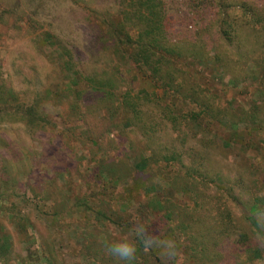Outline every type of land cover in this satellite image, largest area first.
<instances>
[{"label":"rangeland","instance_id":"rangeland-1","mask_svg":"<svg viewBox=\"0 0 264 264\" xmlns=\"http://www.w3.org/2000/svg\"><path fill=\"white\" fill-rule=\"evenodd\" d=\"M162 1L169 14L168 40L182 50L179 63L191 73L185 75L186 81L191 79L184 85L187 103L196 93L195 99L206 98L226 117L207 122L206 131L188 124L177 132L160 119L159 109L151 108L146 114L160 126L147 139L145 127L126 123L128 114L108 105H88L82 90L89 83L72 80L82 68L99 79L117 78L118 94L147 89L162 95L136 66L113 55L122 50L120 37L139 34L134 25L122 23L129 0H0V244L4 235L9 240L0 264H117L104 253L103 242L136 224L174 238L177 264H264L255 252L259 248L264 254V245L257 243L264 241V228H252L247 218L248 205L256 198L264 209V64H253L264 59V31L251 25L259 18L257 9L264 11V0H228L251 7L239 21L240 41L233 45L222 42L214 20H203L207 14L201 18L203 12L191 9L189 0ZM196 55L214 58L213 63L200 67ZM93 103L102 100L93 97ZM178 108L185 112L182 104ZM174 148L185 154L188 165H202L208 177L197 186L203 194L196 208L192 193H179L168 179L184 172L181 164L162 160ZM153 152H159L155 160L135 170ZM101 165L119 167L125 177L118 182ZM157 166L163 167L158 173L166 180L160 198L178 203L185 217L193 213L199 218L198 232L208 229L204 233L215 235L220 224L214 214H229L228 230L212 240L218 243L219 258H196L183 228L149 208L151 197L144 187L155 182ZM216 172L222 178L212 182ZM219 187L237 199L222 195ZM215 196L221 199L216 202ZM242 233L248 243L238 244L234 239ZM50 253L52 258L45 256ZM138 261L164 264L156 250L139 251Z\"/></svg>","mask_w":264,"mask_h":264},{"label":"trees","instance_id":"trees-1","mask_svg":"<svg viewBox=\"0 0 264 264\" xmlns=\"http://www.w3.org/2000/svg\"><path fill=\"white\" fill-rule=\"evenodd\" d=\"M189 1L191 2V9L199 8L197 14H201V12H203L200 15L201 18H203L202 16L204 14H207V17L203 20H214L217 33L222 39V42L233 45L234 43H238L240 41L239 39L241 33L239 35L236 33L242 25V22L239 21L242 20V15L246 14L244 12L251 9L250 6L243 2L236 3L235 1L228 0H200L199 3H197V0ZM163 3L164 1L162 0H129V3L126 4V7L123 9L124 13L122 23H124L125 26H127V23L128 25H134L136 28L135 32H139V34L138 36L129 34L126 36L125 40L120 37V41L118 40V46L121 47L122 50L112 51L113 55H115L114 57L116 58V61H119L120 63H132L136 66L137 72H142L144 78L149 79L157 89L162 90V95H159L158 93H150L147 89L137 91L136 95L131 91L118 94V92H115V88H117L119 84L117 78L99 79L93 76V74L86 73L82 68H79L76 75L72 78L75 84H78L81 79H84L89 83H85V87L82 90L88 105L103 107L108 105L110 108L120 110L119 113L128 114L129 118L126 119V123L129 126L133 125L138 126L139 128L145 127V138L147 139H149V134L154 130L155 126H160L154 116L146 114L151 108L159 109L161 112L160 119H162V121H166L170 127L177 132H180L182 128L181 126H188V124L200 125L203 130L206 131L209 128L207 122L216 121L217 123H220L223 122L226 117L222 108L221 110L213 108V104L206 101V98L201 97L198 100L195 99L194 95H196V93L191 94L192 100L187 103L186 99H188L189 96L186 92L189 89H187L184 85L186 83H190L191 79L189 81L188 78L186 81L185 75L191 76V73L186 71L184 63H179L180 58L184 56V54H182V50L177 46V44H174L173 42L171 43L168 40V34L170 33L168 31L165 18L166 16H169V14L166 12V8ZM256 12V16H259L258 20L253 21V24H251V22L249 24L254 27H259L260 31H264V11L262 9H257ZM250 14L253 15V11H251ZM234 20H237L239 27L234 26V22H236ZM246 25L248 24L245 23L244 26ZM118 27L119 24L117 28ZM117 28L116 32H118ZM242 31L243 30L241 29V32ZM116 36L119 38V35ZM257 42L260 45L258 40ZM262 46V51H264V43ZM128 47H130L132 51H128ZM117 56L120 57L118 58ZM216 58L217 60L222 59L220 56H217ZM212 59L214 58H209L203 55H196L195 57L196 64L200 67L202 64H212ZM70 63L73 64V61L71 60ZM179 64L184 66V68L180 67ZM253 64L259 67L261 64H264V59L262 61L257 60ZM120 73L123 74V71ZM192 88L194 90V87ZM202 88L205 89L204 87ZM89 93L91 94L89 95ZM93 97L101 98L102 103L94 104ZM181 99L186 103V105H183ZM178 104H182V106L186 108L184 113H178ZM158 154L159 152L157 154L153 152L147 156L145 160L142 159V166L138 163L135 165V170L146 169L144 166L150 165V162L155 160ZM162 156V160L163 162L165 161L166 164L172 165L179 163L181 164V167L184 168V172L175 173L168 179L171 180V185L173 187L179 186V193H192L190 197L193 200V208H196V206L199 205L197 197L203 194V191L200 192V188L197 186H199L200 182H204L208 178L203 172V166L196 164L195 162L188 165V163L185 162V154H182L175 148L170 152H166ZM99 168L100 170H103L104 173L107 171V174L112 176L113 179L118 182L125 177V171L119 169V167L112 166L109 169H106L105 166L101 165ZM161 169H163L161 166H157L155 168V173L157 174L155 182L149 183L152 184L151 186L144 187L145 195L147 197H151L148 198L149 208L152 211L154 210L162 213L160 218L168 220L172 224L177 223V227L183 228V238H186L189 242L193 241L191 250L196 258L205 262L209 260L210 254L219 258L217 256V250L219 249L215 246L218 245V243L215 244L212 240L214 238L215 240H219V236L222 235V233H226V230H228V224L226 225V229L224 224H226L225 218L229 221V214L220 215L222 214L221 212L214 214L213 217L215 220H219L220 224L215 235L208 236L207 233H204L210 231L208 229H206V231L201 230L198 232V230H200L197 227L200 223L199 218L195 217L193 213L190 215L188 214L185 217L184 214L179 211L182 207L178 203L174 202V200L164 202L165 199L160 198V193L163 190L161 182H166L163 176L160 175V172L158 173V170L161 171ZM120 171H122L123 174ZM217 178H222L220 172L214 173L211 181L215 182V179ZM204 187L207 188V186ZM218 189H220L222 195L228 193L231 199H237L233 193L228 192L226 189H223L222 187H219ZM214 199L218 202L221 197L215 196ZM259 201L260 199L256 198L254 202L252 201V203L248 205L247 208V211L250 214L247 218L251 222L250 224L252 225V228L257 226L256 213L259 210H262L259 207ZM168 202L170 203L168 204ZM124 204L126 205V203ZM217 210L223 211L224 207L217 205ZM117 224L120 226L122 225L120 222H117ZM261 229L262 228H258V231ZM247 238L248 237L242 233L234 240L238 244H245L248 243ZM8 241V236L4 235L3 243L0 244V253L3 255L5 253V249L8 248ZM94 243L95 241L93 240L88 244V250L90 252H93L94 250ZM142 250L143 249L141 248L140 251ZM255 252L259 254L256 258L260 259L264 257L262 250L259 248L255 249ZM51 254L52 253L48 255L45 254V256L52 258L53 254ZM138 264L144 263L138 261ZM217 264H223V262ZM253 264L259 263L254 262Z\"/></svg>","mask_w":264,"mask_h":264},{"label":"clouds","instance_id":"clouds-1","mask_svg":"<svg viewBox=\"0 0 264 264\" xmlns=\"http://www.w3.org/2000/svg\"><path fill=\"white\" fill-rule=\"evenodd\" d=\"M256 224L259 228H264V209L256 213ZM257 243L264 245V241L259 239ZM141 248L144 252L158 251L164 264H177L178 242L172 237H164L149 231L144 224H136L123 236L103 242L104 253L114 258L117 264H138V253Z\"/></svg>","mask_w":264,"mask_h":264}]
</instances>
